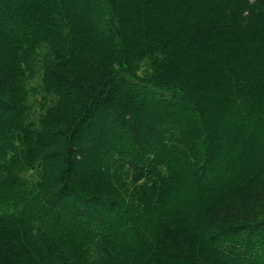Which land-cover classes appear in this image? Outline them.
<instances>
[{"label":"trees","instance_id":"1","mask_svg":"<svg viewBox=\"0 0 264 264\" xmlns=\"http://www.w3.org/2000/svg\"><path fill=\"white\" fill-rule=\"evenodd\" d=\"M0 264H264V0H0Z\"/></svg>","mask_w":264,"mask_h":264}]
</instances>
